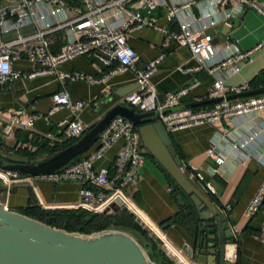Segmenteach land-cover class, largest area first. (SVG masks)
<instances>
[{"label":"built area","instance_id":"built-area-1","mask_svg":"<svg viewBox=\"0 0 264 264\" xmlns=\"http://www.w3.org/2000/svg\"><path fill=\"white\" fill-rule=\"evenodd\" d=\"M157 9L163 12L165 26L158 25L157 18L153 15ZM246 9H252L264 17V2L260 0H77L72 4L66 0H0V85L37 75L36 72L21 74L14 71V61L25 58L40 65L43 68L40 73L54 76L61 85V89L52 95L53 106L49 114L62 108L72 114L70 120H62L57 127L63 128L67 137L73 140H78L94 126L82 122L77 117V112L96 106L97 103L71 101L64 88V82L85 81L94 84L105 79L104 77L98 80L83 72L59 69L61 65L78 57L98 58L105 66L107 75L129 70L136 72V89L118 103L127 104L139 112H161L163 109L178 107L197 83L167 92L163 100L159 101L154 87L150 84V78L164 60V51L145 62L140 71H136L135 64L139 61V56L126 42L127 32L143 27L158 31L162 36V50L174 42L186 48L189 52V62L195 63L193 68L184 66L179 70L205 71L212 79L208 90L209 99L223 100L202 109L188 108L159 114L157 121L161 122L168 132H173L203 124L213 125L220 119L227 118L232 124L233 132L243 128L248 130L246 135L237 138L230 137V133H221L211 141L206 156L216 168L209 169V176L195 166L181 165L180 171L196 188L216 194L211 177L225 162L223 150L219 148L218 143H225L227 140L229 145L225 150L235 156V152L245 151L254 143L264 142V122L260 123L259 127L254 125L259 112L264 111V93L242 99H225L227 96L248 91L245 84L229 86L225 81L237 75L251 61L253 53L264 46V42L253 50L244 52L238 48L236 40L221 43L209 33L211 30L219 33L222 26L236 20ZM69 12L72 16L67 17ZM58 31L66 33V40L61 50L53 54L47 37ZM21 114L22 110L16 111L14 117L3 124L0 132L3 145L8 143L15 128H32L34 116L21 121L18 117ZM118 140H122V144L112 167L95 169L93 164ZM97 142L96 149L82 157L79 162L36 179L51 183L80 182L82 187L75 208L99 214L119 199L130 212L141 218V215L131 208L137 207L124 192L126 187L137 180L138 171L143 165V156L137 152L136 127L123 117L116 116ZM263 156L264 150L258 156L259 161L264 164ZM27 179L29 178L0 170V183L5 188ZM262 207L264 180L246 208L244 216L250 218ZM229 209V206L225 207L226 211ZM141 220L143 221L142 218ZM259 240L263 246L264 264V210ZM236 258L235 251H232L231 263L235 262Z\"/></svg>","mask_w":264,"mask_h":264},{"label":"crops","instance_id":"crops-1","mask_svg":"<svg viewBox=\"0 0 264 264\" xmlns=\"http://www.w3.org/2000/svg\"><path fill=\"white\" fill-rule=\"evenodd\" d=\"M66 1L72 4L77 0ZM66 15L72 16L70 12ZM153 15L157 18L158 25H166L161 10H155ZM235 21L236 24L230 26L227 34L221 33L224 26L219 29L218 36H215L219 42L236 40L238 48L244 52L253 50L264 42L262 15L252 9H246ZM47 40L50 51L56 54L66 40V33L54 32L47 37ZM126 42L128 47L139 56V61L135 64L136 71H140L145 62L164 51V60L150 78V84L154 87L159 101L163 100L167 92L195 82L197 86L182 99L180 105L209 100L208 90L212 79L206 72L179 70L180 67L195 66L194 62H189V52L186 48L171 42L162 50L161 34L148 27L127 32ZM261 59L262 56L251 59L237 75L225 81L226 85L239 86L243 83L242 85L245 84L248 90L264 88V61ZM12 69L21 74L36 72L37 75L0 85V132L3 124L8 123L14 117L13 114L19 110L23 111V114L18 116L21 121L27 120L29 116H34L35 121L30 130L23 127L14 129L8 141L11 147L6 148V151L8 154L29 161L47 157L51 154V150H61L69 141L64 129L57 127V124L62 120H70L72 114L65 108L49 114L53 106L52 95L61 89V85L54 76L40 73L43 71L40 65L31 63L25 58L14 61ZM59 69L67 72H83L98 80L105 77L103 81L94 84L85 81L64 82V88L71 101L97 103L96 106L86 107L77 112V117L82 122L93 125L113 105L137 87L135 71L107 75L105 66L96 57H78L61 65ZM210 106L212 104L192 109ZM263 122L264 111H260L254 120V125L259 127ZM221 133H230V137L237 138L246 135L248 130L243 128L233 132L231 122L227 118H222L213 125L203 124L169 132L181 165L195 166L203 170L207 176L209 169L216 166L207 159L206 152L210 148L211 141ZM121 144L122 140L113 144L104 156L93 164L94 168L110 169ZM228 145L227 140L225 143H218L219 148L223 150L225 162L211 177L216 194L197 189L206 200L222 211L229 224L233 237L227 241V260L231 262V253L235 251L237 258L232 264H262L263 246L259 240V230L264 207L250 218H246L244 213L264 180V164L258 159L264 150V142L254 143L245 151L235 152V156H231L225 150L228 149ZM176 186L151 156H144L137 180L129 185L127 191L133 204L146 216L150 226L159 232L167 246L180 258L182 262L180 264H197L193 259L194 249L201 239L197 212L189 198L184 193H180ZM13 187H17L15 193H12ZM26 187L31 189L35 204L29 197ZM81 187L82 184L78 181L51 183L36 178L27 179L5 188L3 204L21 214L35 208L74 209L79 202ZM0 188H2L1 183ZM226 206L230 208L228 211L225 210ZM137 208L135 209L139 211ZM168 258L174 262L170 257Z\"/></svg>","mask_w":264,"mask_h":264},{"label":"water","instance_id":"water-1","mask_svg":"<svg viewBox=\"0 0 264 264\" xmlns=\"http://www.w3.org/2000/svg\"><path fill=\"white\" fill-rule=\"evenodd\" d=\"M236 22H227L221 33L227 34L230 26ZM259 56H262L261 60L264 61V47L255 52L251 59ZM261 93H264V88L248 90L227 96L225 99L233 100ZM221 100L223 99H209L163 109L161 112H139L127 104L116 103L81 138L69 147L47 157L33 161L18 158L6 151L11 144L3 145L0 141V170L34 179L51 174L66 165H73L95 145L114 117H123L136 127L138 154L143 157L151 156L189 198L197 212L201 239L194 249V261L197 264H232L226 258L227 241L233 237L228 222L222 211L206 200L182 174L181 162L172 145L170 134L164 125L157 121L159 114L210 105ZM16 190L17 187H13L12 193ZM26 190L35 204L31 189L26 187ZM4 192L5 187L2 186L0 188V264H157L149 258L144 247L126 231L106 229L91 234L67 232L6 207L3 204ZM121 210L128 211L146 225L119 199L99 214H113ZM146 227L155 243L163 248L166 255L176 264L182 263L174 251L149 226Z\"/></svg>","mask_w":264,"mask_h":264},{"label":"trees","instance_id":"trees-1","mask_svg":"<svg viewBox=\"0 0 264 264\" xmlns=\"http://www.w3.org/2000/svg\"><path fill=\"white\" fill-rule=\"evenodd\" d=\"M75 141L69 139L68 142L63 146V149L72 145ZM97 143L92 146L82 157H85L90 152H92L97 147ZM61 150L53 149L51 154L53 155ZM49 155V156H50ZM81 157V158H82ZM173 182V180L171 179ZM174 183V182H173ZM175 184V183H174ZM176 186V184H175ZM177 187V186H176ZM180 193H183L178 187ZM125 210L115 212L113 214H97L88 212L84 209L76 210H42V209H32L23 213V215L30 218L39 220L49 226L60 228L66 230L67 232H77L80 234H91L101 230L111 229V228H129L132 226V218L125 215ZM146 249V245H143ZM150 249V247H149ZM148 249V250H149ZM150 254V259L157 264H175L171 261L158 247L155 243L154 247H151V251H147Z\"/></svg>","mask_w":264,"mask_h":264},{"label":"rangeland","instance_id":"rangeland-1","mask_svg":"<svg viewBox=\"0 0 264 264\" xmlns=\"http://www.w3.org/2000/svg\"><path fill=\"white\" fill-rule=\"evenodd\" d=\"M211 35H214V36H218V33L217 31H214V30H211L209 32ZM223 39H221L222 41ZM129 187V186H128ZM128 187H126V189L124 190L125 194L127 196L128 195ZM76 209H83V208H74L72 210H76ZM56 210V209H54ZM57 210H64V209H57ZM67 210H70V209H67ZM85 210V209H84ZM87 211V210H86ZM125 212V215L128 216L129 218H132V226L129 227V228H111V229H116V230H123V231H126L128 233H130L142 246L143 245H146V253L148 254L147 251H151V247L153 248L154 247V244H155V241L154 239L152 238L151 236V233L148 232L147 230V227L146 225H144L142 222L138 221L136 219V217L134 215H131L128 211H124ZM144 247V246H143ZM150 247V249H149ZM160 248V250L166 255V252L163 250L162 247L158 246ZM149 249V250H148ZM150 254H148L149 256ZM167 256V255H166ZM168 257V256H167ZM150 258V256H149ZM156 263V262H155Z\"/></svg>","mask_w":264,"mask_h":264},{"label":"bare ground","instance_id":"bare-ground-1","mask_svg":"<svg viewBox=\"0 0 264 264\" xmlns=\"http://www.w3.org/2000/svg\"><path fill=\"white\" fill-rule=\"evenodd\" d=\"M131 208L134 210V212H136L137 214H139V215H141V218L143 219V222L147 225V226H149L152 230H153V232L155 233V234H157V236L166 244V242L164 241V239L160 236V234H159V232L158 231H156L153 227H151L150 226V224L147 222V220H146V216L144 215V214H142L140 211H137L134 207H132L131 206ZM167 245V244H166Z\"/></svg>","mask_w":264,"mask_h":264}]
</instances>
